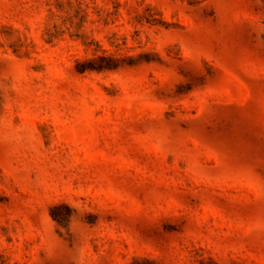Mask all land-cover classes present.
<instances>
[{
	"label": "rangeland",
	"instance_id": "1",
	"mask_svg": "<svg viewBox=\"0 0 264 264\" xmlns=\"http://www.w3.org/2000/svg\"><path fill=\"white\" fill-rule=\"evenodd\" d=\"M0 264H264V0H0Z\"/></svg>",
	"mask_w": 264,
	"mask_h": 264
}]
</instances>
